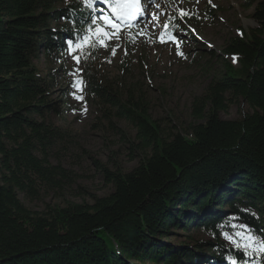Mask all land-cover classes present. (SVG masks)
Wrapping results in <instances>:
<instances>
[{"label":"trees","instance_id":"obj_1","mask_svg":"<svg viewBox=\"0 0 264 264\" xmlns=\"http://www.w3.org/2000/svg\"><path fill=\"white\" fill-rule=\"evenodd\" d=\"M85 2L91 7L80 0H0V264H264V254L220 240L237 221L264 244V0H252L257 26L225 44L222 53L237 65L221 58L219 75L192 100L184 133H165L151 118L137 82L123 90L119 80L85 65L88 96L108 106L109 123L114 116L136 130L141 157L127 172L93 161L112 190L91 204L46 205L38 213L19 199L72 182V173L50 158L74 136L45 118L61 117L49 96L64 42L92 28L96 0ZM59 18L62 25H50ZM40 54L45 75L34 64ZM126 66L124 60L122 72ZM239 100L249 112L219 117ZM192 229L214 242H163L171 230Z\"/></svg>","mask_w":264,"mask_h":264},{"label":"rangeland","instance_id":"obj_2","mask_svg":"<svg viewBox=\"0 0 264 264\" xmlns=\"http://www.w3.org/2000/svg\"><path fill=\"white\" fill-rule=\"evenodd\" d=\"M80 1L88 5L85 0ZM93 5L91 13L97 24L80 34L72 45L64 42L61 65L55 63L52 67L53 88L49 98L57 102L61 117L48 113L45 118L74 136L73 145L57 149L50 158L52 164L60 163L72 173V182L62 190L41 186L38 198L33 200L18 193L22 203L34 212L43 211L46 205L64 206L67 202L91 204L93 197L105 196L112 190L111 185L104 183L93 161L111 170L117 166L127 172L137 165L141 157L134 146L137 144L136 130L114 116H110L109 123L104 116L108 106L88 96L83 82L85 65L97 76L119 80L123 90L130 83L137 82L149 104L151 118L165 133H184L192 121V100L219 75L221 58L237 65L235 56L222 53L225 44L229 39L241 36L240 32L257 26L251 17L255 7L252 0H140L139 11L134 18L125 16L129 6L118 9L124 16L120 20L109 15L110 7L102 0H96ZM181 11L188 15L181 16ZM100 16L107 17L118 27L119 39L103 38L107 46L99 42L102 37L95 30L111 33L117 29L111 25L104 26V22L98 19ZM153 16L158 19L154 20ZM174 16H177L176 23L172 27H164ZM57 23L62 25L61 18L50 25ZM162 39L165 42H161ZM113 48L115 55L112 54ZM178 51L183 55H178ZM74 56L80 57L79 62ZM233 57L236 58L235 63ZM124 60L126 72H122L120 67ZM34 64L41 75L47 73L43 55L40 54ZM249 111L245 102L239 100L229 105L227 112L219 113V117L238 119ZM117 129L122 130L124 137ZM229 227L231 230L223 231L220 236L225 245L233 248L239 245V248L255 255L261 253L259 249L263 242L255 238L244 224L232 221ZM196 241L214 242L212 237L195 229L189 232L171 230L168 238L163 239L171 246L182 244L191 247ZM219 264L235 263L225 260Z\"/></svg>","mask_w":264,"mask_h":264},{"label":"snow or ice","instance_id":"obj_3","mask_svg":"<svg viewBox=\"0 0 264 264\" xmlns=\"http://www.w3.org/2000/svg\"><path fill=\"white\" fill-rule=\"evenodd\" d=\"M102 2L104 3H107L109 5L110 8H112L113 10V13H116V19L117 20H120V19H123L124 16L118 12L117 10L118 9H122L126 6H130L127 8V15L129 16H134L138 11H139V3H140V0H102ZM209 2H211V0H209ZM88 7H91V2L88 3L87 5ZM181 16H184V15H188L187 13L181 11L180 13ZM100 21H103L104 22V26H108V25H111V27L113 29H117V31H113L111 33H109L108 31H103L102 29H97L95 30L97 32V35L101 36L102 39L99 41L103 46H107L106 43H105V39L103 38H107V39H111L113 37H115L116 39H119V35L117 34L118 32V27L116 24H114L110 19H108L107 17L105 16H100L98 18ZM153 19L156 20L158 19V17L156 16H153ZM92 24L93 25H96L97 24V19L96 18H93L92 19ZM164 27H168L167 24L164 25ZM239 32V30H238ZM140 34H143V33H140ZM240 35H242L243 33L240 32L239 33ZM164 33H161V36H163ZM134 39V37H133ZM161 42H165L163 39L161 40ZM69 45H72V41H68ZM90 47H94V45H90ZM115 48L112 49V54L115 55ZM178 55H183V53L181 52H177ZM74 59L77 60V62H79V59L80 57L79 56H74ZM233 62L235 63L236 62V58L233 57ZM77 99H82V97H76ZM239 247V245H237ZM260 252L262 254H264V244H261L260 246Z\"/></svg>","mask_w":264,"mask_h":264},{"label":"bare ground","instance_id":"obj_4","mask_svg":"<svg viewBox=\"0 0 264 264\" xmlns=\"http://www.w3.org/2000/svg\"><path fill=\"white\" fill-rule=\"evenodd\" d=\"M125 16H129V15H127V12L125 13ZM134 17H135V15L134 16H129V18H134Z\"/></svg>","mask_w":264,"mask_h":264}]
</instances>
